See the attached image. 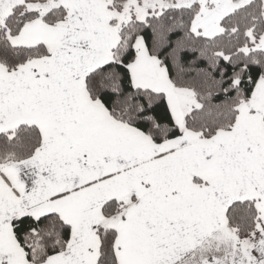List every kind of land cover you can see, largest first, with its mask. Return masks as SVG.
<instances>
[{
	"label": "snow or ice",
	"instance_id": "1",
	"mask_svg": "<svg viewBox=\"0 0 264 264\" xmlns=\"http://www.w3.org/2000/svg\"><path fill=\"white\" fill-rule=\"evenodd\" d=\"M0 264H264V0H0Z\"/></svg>",
	"mask_w": 264,
	"mask_h": 264
}]
</instances>
